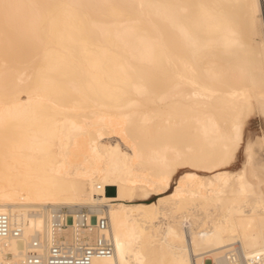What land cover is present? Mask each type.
I'll list each match as a JSON object with an SVG mask.
<instances>
[{
    "label": "bare ground",
    "instance_id": "bare-ground-1",
    "mask_svg": "<svg viewBox=\"0 0 264 264\" xmlns=\"http://www.w3.org/2000/svg\"><path fill=\"white\" fill-rule=\"evenodd\" d=\"M256 114L264 0H0V264L64 207L108 219L93 264H264V131L229 170Z\"/></svg>",
    "mask_w": 264,
    "mask_h": 264
},
{
    "label": "built area",
    "instance_id": "built-area-1",
    "mask_svg": "<svg viewBox=\"0 0 264 264\" xmlns=\"http://www.w3.org/2000/svg\"><path fill=\"white\" fill-rule=\"evenodd\" d=\"M92 219L95 220L94 223ZM70 226L76 231V237L72 243H66L62 236H58V232ZM52 228L53 241L47 252L42 253L40 242L35 241L28 254L27 264H93L94 258L114 254L108 219L96 217L87 207L59 209L55 212ZM82 230H95L98 236L91 241L87 236L80 234ZM21 235V228L13 226L10 218L0 213V238Z\"/></svg>",
    "mask_w": 264,
    "mask_h": 264
},
{
    "label": "rangeland",
    "instance_id": "rangeland-1",
    "mask_svg": "<svg viewBox=\"0 0 264 264\" xmlns=\"http://www.w3.org/2000/svg\"><path fill=\"white\" fill-rule=\"evenodd\" d=\"M263 131H264V119L262 118V116H260L259 114L258 115L256 114L254 117H251L248 119L246 126L243 130L242 140L239 142V149H238L237 156L231 163L229 170L237 171L244 166L246 162L247 141L254 139L255 137L261 135ZM254 150H255V154H254L252 163L254 166H259L264 163V150L262 147H260L258 143H256ZM186 170L187 169H182L176 173L175 179L172 182V189L176 186L178 180L180 179V177ZM114 192H115L114 188L108 189L109 194L113 195ZM157 199L158 197L154 196L149 201H155Z\"/></svg>",
    "mask_w": 264,
    "mask_h": 264
}]
</instances>
